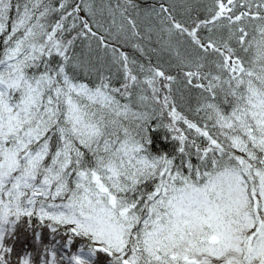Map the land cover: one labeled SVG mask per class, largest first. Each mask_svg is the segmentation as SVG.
Listing matches in <instances>:
<instances>
[{
  "label": "snow or ice",
  "instance_id": "1",
  "mask_svg": "<svg viewBox=\"0 0 264 264\" xmlns=\"http://www.w3.org/2000/svg\"><path fill=\"white\" fill-rule=\"evenodd\" d=\"M0 264H264V0H0Z\"/></svg>",
  "mask_w": 264,
  "mask_h": 264
}]
</instances>
